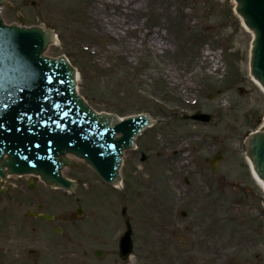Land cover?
Segmentation results:
<instances>
[{
  "label": "rangeland",
  "instance_id": "obj_1",
  "mask_svg": "<svg viewBox=\"0 0 264 264\" xmlns=\"http://www.w3.org/2000/svg\"><path fill=\"white\" fill-rule=\"evenodd\" d=\"M91 1L6 0L1 16L53 28L57 41L45 54L70 56L81 73L78 90L97 111L148 112L155 123L137 137L138 149L124 154L120 190L78 159L63 169L76 181L72 194L37 182L26 196L17 193L26 202L16 209L5 203L9 192L0 185V264H264V192L250 176L244 149L245 137L262 122L264 99L249 85V34L231 0H96L98 13ZM97 14L114 27H98ZM128 27L150 38L142 42ZM194 111L212 118L207 124L182 119ZM167 148L180 150L166 155ZM215 152L222 159L212 170L207 158ZM29 199L41 202L43 212L73 214L64 225L69 249L42 221L38 240L24 239L31 222L21 212L33 207L25 204ZM124 221L133 228L128 258L116 249ZM95 248L106 254L96 258Z\"/></svg>",
  "mask_w": 264,
  "mask_h": 264
},
{
  "label": "water",
  "instance_id": "obj_2",
  "mask_svg": "<svg viewBox=\"0 0 264 264\" xmlns=\"http://www.w3.org/2000/svg\"><path fill=\"white\" fill-rule=\"evenodd\" d=\"M238 2V12L257 32L253 73L264 84V0ZM50 41L49 31L6 27L0 21V174L7 166L11 172L39 173L47 183L70 187L58 174L68 163L62 155L70 152L114 181L121 150L131 145L147 117L120 122L113 115L94 114L75 95L73 71L65 60L42 57ZM248 148L264 178V134L254 135Z\"/></svg>",
  "mask_w": 264,
  "mask_h": 264
},
{
  "label": "bare ground",
  "instance_id": "obj_3",
  "mask_svg": "<svg viewBox=\"0 0 264 264\" xmlns=\"http://www.w3.org/2000/svg\"><path fill=\"white\" fill-rule=\"evenodd\" d=\"M130 0H128V4H131V1L129 2ZM233 2H235L234 0H232ZM92 3V8L95 10V12L96 13H98V8H97V3H96V0H92L91 1ZM117 4H120L121 6L123 5L122 4V2L121 1H119V2H117ZM126 4V3H125ZM126 13H127V11H126ZM126 16V15H125ZM99 17V15L97 14L96 15V18H98ZM126 19V18H125ZM94 22H95V24L98 26V27H100L102 30H106L107 28L104 26V23H111V27H114L113 26V23L112 22H110L109 21V19L108 20H103V19H100V17L98 18V19H94ZM242 25H243V22H242ZM127 31H129V32H132L133 34H135L136 36H138L140 39H141V41L142 42H144V41H146V40H148L150 37H149V35H148V32H142V33H140L141 32V30H140V28L139 27H136V28H127L126 29ZM246 30V29H245ZM247 31V30H246ZM154 44V43H153ZM125 50H129V46H128V44H125ZM211 69V68H210ZM213 70V69H212ZM250 79H251V81L256 85V86H258V88L260 89V91L264 94V89L258 84V82L252 77V76H250ZM254 84H252L251 82H249V85L253 88L254 87ZM260 97H261V100H263L264 99V97H263V95H260ZM263 128H264V124H260L258 127H257V129H255V130H263ZM184 159H186V158H183V160ZM246 159H247V161L251 164V161H250V159L249 158H247L246 157ZM184 162V161H183ZM252 176L255 178V181L257 182V184L263 189V191H264V183H263V181L261 180V179H259L257 176H256V174L254 173V171H253V169H252ZM6 178H16L15 176H7ZM3 182H8V180L7 179H5ZM122 186H123V184L120 182V183H117V185H115V187L117 188V189H120V188H122ZM52 188H57V187H55V186H53Z\"/></svg>",
  "mask_w": 264,
  "mask_h": 264
}]
</instances>
